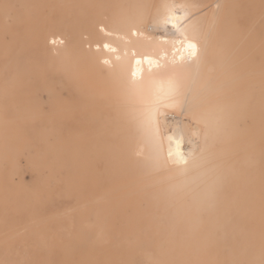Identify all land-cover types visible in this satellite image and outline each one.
Instances as JSON below:
<instances>
[{"label": "bare ground", "instance_id": "6f19581e", "mask_svg": "<svg viewBox=\"0 0 264 264\" xmlns=\"http://www.w3.org/2000/svg\"><path fill=\"white\" fill-rule=\"evenodd\" d=\"M2 161L74 207L53 261L0 216V264H264V0H0Z\"/></svg>", "mask_w": 264, "mask_h": 264}, {"label": "rangeland", "instance_id": "374dc122", "mask_svg": "<svg viewBox=\"0 0 264 264\" xmlns=\"http://www.w3.org/2000/svg\"><path fill=\"white\" fill-rule=\"evenodd\" d=\"M9 22H11V19H9ZM52 85L55 87L56 82L53 81ZM61 92H62L61 93V99L64 101H69L72 103V101L74 100L72 95H70L67 90H62ZM39 99L42 101L43 104L46 102L44 104V108L46 110H48V108H49L48 94L46 92H41ZM168 118H170V117H168ZM69 132L72 133V128L69 129ZM30 155L32 157L36 156V150L34 148L30 149ZM49 160L52 161L51 159H49ZM19 166L21 168V173L20 174H14L13 173V177L10 176L9 183L11 185V188H10V190L9 189L8 190L11 192L12 191L18 192V191L23 189L24 190L23 193L26 196V195H29L31 193L33 186L36 183L37 178H36V174L34 175V173L31 170H28V168L26 166V158L23 155H21L19 158ZM0 167L4 168L5 162L2 161L0 163ZM22 171L24 172V174L22 173ZM71 175H72V172L67 167L66 168H64V167L59 168L58 171L56 172V177L58 180H64V181L69 180L72 177ZM44 177H46L45 172H43L39 175V178H44ZM24 180L26 182H24ZM73 207H74V204L71 201L61 202V203H57V204L49 203L44 208L38 207L36 205L34 206V205L29 204V203H25L21 207V209H18L17 207H15L14 204L12 206H6V205L2 206L0 204V216L3 215L5 217V219L8 221V223H15L16 226L18 227V230L21 231V233L25 232V227H26L27 223L32 220V216L34 217V215L36 213L40 214V216H44L45 218H47L49 216H53V218L49 222L48 231L38 233L37 238H38V244L40 245V247L37 244V248L35 250V252L39 256H42V257L43 256H49L51 258V261H53L55 255H56V252L58 250V246L56 243V238H57L56 230H57V227L59 224L58 223L59 214H63V212H65L67 210L69 211ZM40 234L42 236H40ZM17 251L18 250H16V249L11 250L12 256L16 255L15 253H17ZM28 252L31 254L33 252V249H29ZM6 254H7L6 250L0 248V258ZM144 264H149V263L148 262L146 263V261H145ZM223 264H233V263L227 262V259H226ZM236 264H248V263H246L245 261H237Z\"/></svg>", "mask_w": 264, "mask_h": 264}]
</instances>
